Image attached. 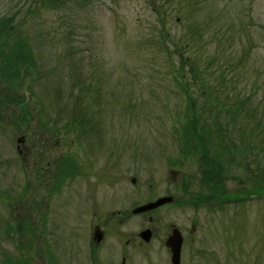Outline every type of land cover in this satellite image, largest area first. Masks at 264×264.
Wrapping results in <instances>:
<instances>
[{"label":"rangeland","instance_id":"374dc122","mask_svg":"<svg viewBox=\"0 0 264 264\" xmlns=\"http://www.w3.org/2000/svg\"><path fill=\"white\" fill-rule=\"evenodd\" d=\"M57 2L0 0L36 64L9 86L0 61V264H87L96 223L104 264H172L175 227L182 264H264V0ZM189 58L233 122L198 160L175 137L189 101L174 76L204 80Z\"/></svg>","mask_w":264,"mask_h":264},{"label":"trees","instance_id":"16d2710c","mask_svg":"<svg viewBox=\"0 0 264 264\" xmlns=\"http://www.w3.org/2000/svg\"><path fill=\"white\" fill-rule=\"evenodd\" d=\"M43 7H47L49 5H56L57 1L60 0H40ZM21 34V35H20ZM17 37L15 40H10L13 37ZM180 52V51H178ZM182 56L181 52L179 53ZM188 59V58H186ZM6 60L7 65L5 66V72L7 74V83L9 86H16L13 81L21 80L23 78L22 71L23 69L30 70L27 65L29 61L33 64V68L36 69L34 62L35 57L33 54V49L30 47L29 42L26 38L23 37V31H19L17 29L15 18L13 16H5L0 19V61ZM191 62L185 63L191 66V71L194 78H203L201 81V86L198 90H196V86L192 85L190 81V76L184 75V73H178L174 77L177 79V82H181L178 86L179 90L182 94L188 99L186 105L183 106L182 113H179V126L176 129L175 137L178 138L179 142L181 141V145L179 144V150L181 155V160L183 156H193L196 160L200 159L203 150L207 152L208 150L214 148L220 149L222 148L219 140L224 139L223 133L226 130H229L232 126V116L231 120H223L221 118L222 113L218 110V108L212 107L214 104H210L207 100L210 99V96L206 95L204 99L205 93L207 89L205 86H211L207 79L203 76V73L200 72V68L198 64L191 58H189ZM180 72V71H179ZM186 74V73H185ZM187 83V85H185ZM198 92V94L196 93ZM2 99L0 98V105L2 104ZM209 108V109H208ZM230 115V114H229ZM184 120V121H183ZM201 123V126H199ZM173 125L175 123L173 122ZM214 141V144L212 143ZM234 147L231 144L232 149ZM201 151V152H200ZM182 152V153H181ZM234 161V157L232 155V162ZM76 166L75 161H72ZM74 164L71 168H75ZM179 161H176L175 165H178ZM208 171L206 166H202L200 172L202 175L208 176ZM216 192V191H214ZM224 193L221 191V194ZM213 195L211 199L207 198V200L212 203V206L215 204H220L219 206H223L224 204H229L232 201L240 202L242 200V196H230L225 197L226 195ZM248 194L246 197H249ZM225 197V198H224ZM243 196V198H246Z\"/></svg>","mask_w":264,"mask_h":264},{"label":"water","instance_id":"95a60500","mask_svg":"<svg viewBox=\"0 0 264 264\" xmlns=\"http://www.w3.org/2000/svg\"><path fill=\"white\" fill-rule=\"evenodd\" d=\"M173 200V197L164 196L160 197L155 201L148 202L144 205L138 206L132 210L134 214H140L154 210L164 204H167ZM141 237L145 241H150L152 237V231L150 229L141 233ZM184 244V236L181 230L177 227L173 229V232L167 239L166 245L171 250V262L172 264H181L182 260V249Z\"/></svg>","mask_w":264,"mask_h":264},{"label":"flooded vegetation","instance_id":"af4514ba","mask_svg":"<svg viewBox=\"0 0 264 264\" xmlns=\"http://www.w3.org/2000/svg\"><path fill=\"white\" fill-rule=\"evenodd\" d=\"M23 139V138H22ZM24 140V139H23ZM61 175V173L59 174ZM164 205H162L161 207H163ZM160 208V207H158ZM156 210V209H154ZM153 211V210H152ZM149 212V211H148ZM151 212V211H150ZM147 212H144L142 214H145ZM118 215H121L123 217V219L126 218L125 214H120V213H116ZM103 223V222H101ZM93 242L92 245H91V249H90V254H89V259L87 261V264H104V260L100 257V255H102V252L99 251V247L102 246V242L105 241V238H106V235H105V231L103 229H101V225H99L98 223H96L94 226H93ZM148 230V229H146ZM145 230V231H146ZM102 233V234H99ZM144 232V231H143ZM152 235H153V231H152ZM141 237V236H140ZM142 238V237H141ZM143 240V239H142ZM145 244H149V241H145ZM170 250V248H169ZM171 251V250H170ZM43 254H44V250H43ZM182 261V260H181ZM52 264H57L56 262L55 263H52ZM121 264H129V261H128V257L127 255H124L123 257V260H122V263ZM130 264H140V263H136V261H130ZM147 264H153L152 262L148 261ZM182 264V262H181Z\"/></svg>","mask_w":264,"mask_h":264}]
</instances>
